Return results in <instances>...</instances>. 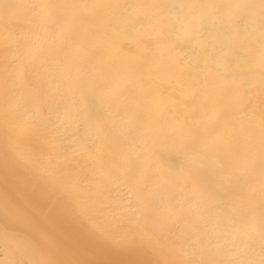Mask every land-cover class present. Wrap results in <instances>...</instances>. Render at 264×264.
Returning <instances> with one entry per match:
<instances>
[{"label": "bare ground", "instance_id": "bare-ground-1", "mask_svg": "<svg viewBox=\"0 0 264 264\" xmlns=\"http://www.w3.org/2000/svg\"><path fill=\"white\" fill-rule=\"evenodd\" d=\"M0 264H264V0H0Z\"/></svg>", "mask_w": 264, "mask_h": 264}]
</instances>
